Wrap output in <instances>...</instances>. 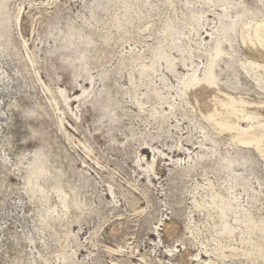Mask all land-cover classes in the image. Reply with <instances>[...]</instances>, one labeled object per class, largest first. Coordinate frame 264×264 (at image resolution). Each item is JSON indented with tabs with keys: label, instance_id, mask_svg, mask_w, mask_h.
<instances>
[{
	"label": "rangeland",
	"instance_id": "rangeland-1",
	"mask_svg": "<svg viewBox=\"0 0 264 264\" xmlns=\"http://www.w3.org/2000/svg\"><path fill=\"white\" fill-rule=\"evenodd\" d=\"M0 264H264V0H0Z\"/></svg>",
	"mask_w": 264,
	"mask_h": 264
}]
</instances>
